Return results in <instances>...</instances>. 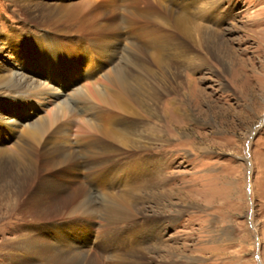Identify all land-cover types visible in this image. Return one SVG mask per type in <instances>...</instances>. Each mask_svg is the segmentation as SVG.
<instances>
[{
  "label": "rangeland",
  "instance_id": "1",
  "mask_svg": "<svg viewBox=\"0 0 264 264\" xmlns=\"http://www.w3.org/2000/svg\"><path fill=\"white\" fill-rule=\"evenodd\" d=\"M26 1L0 0V33L20 27L25 7L34 10ZM108 1L122 8L132 2ZM171 5V25L141 18L132 33L123 29L130 42L123 41L116 56H98L101 39H110L90 42V76L77 71L84 69V48H73V67L64 58L54 65L61 77L49 80L64 87L60 102L81 105L72 100L53 129L75 127L91 181L68 177L62 151L32 157L39 169L7 163L10 174L0 180V264L31 258L34 264H264V0ZM155 30L169 32L158 60L147 50ZM194 34L200 43L206 35V47L193 42ZM77 56L81 61L74 62ZM44 65L33 64L30 74L47 78ZM173 82L180 84L175 94ZM116 92H124L126 107L104 122L111 108L105 94ZM54 99L45 94L32 113V106L9 101L6 115L46 118L57 110L58 102L48 104ZM146 104L157 118L147 117ZM96 112L100 116L90 120ZM89 184L82 203L68 207L67 196ZM48 185L51 192L43 196ZM36 234L39 241L31 243L49 247L46 257L29 256L21 246Z\"/></svg>",
  "mask_w": 264,
  "mask_h": 264
},
{
  "label": "bare ground",
  "instance_id": "2",
  "mask_svg": "<svg viewBox=\"0 0 264 264\" xmlns=\"http://www.w3.org/2000/svg\"><path fill=\"white\" fill-rule=\"evenodd\" d=\"M33 1L34 0H27L25 2V4L29 6L33 5L34 10H28V7L24 8L22 12V21L21 24H19L20 27L10 28L8 34L0 33V180L5 178L8 173L10 174L9 171L11 170L7 171V169H9L7 168V163H9V165L12 164L11 166H15V168L18 166L21 167V169H27L28 167L31 168V170L34 168L37 169L38 167H34L32 164V157L40 153L43 154L44 152L54 154L58 151H62L66 156L64 164L65 167L68 168L67 174L69 178L83 177L88 180L91 174V172H89L91 163L88 161V158H83V153L79 151V148L82 150L80 143L83 138H78L77 131L73 126L64 129L66 125L63 124V128L57 127L55 130L53 129V125L58 122V119L61 120V118L67 115V111L72 107V100L76 105H81L78 99L69 100L68 103L67 100L60 102L62 96H60L59 90L61 89L59 88L63 89L64 87H61L62 84L55 83V81H53L55 84L53 86L52 81L49 80L50 75L53 74L55 80L61 77V74H59L60 72L55 71L54 65L63 58L69 61V58L74 57L77 50L73 48H78V51L84 48L83 50H89L88 52L85 50L84 69L82 65L78 67L74 64V66H77V71L80 70L78 73L84 71L82 75L90 76L92 74L91 68L94 66V57L90 55V42H96L99 38H104L106 40L110 39L111 43L104 42L102 39L100 43L97 41L99 43L98 45H100L98 56L110 58L112 53L116 56V50L122 48L123 41L125 45L130 42L129 33H132L130 31L136 26L138 19H146L148 22L152 23L158 21L162 25L168 26V24L171 23V17L168 15L167 10L172 3L174 4L175 0H155L156 2L150 0H131L132 2L126 3L123 8L118 6V3L117 5L116 3L114 4L116 5L115 8L114 5L108 4V0L106 2L103 0H79L77 5L76 3H66L65 0H37L39 4H35ZM172 7L171 5V8ZM116 15L117 22H112ZM170 25L169 28L171 27ZM123 29L129 31L128 36L123 34ZM166 35L169 36V32ZM165 36H161L159 30L149 32L150 44L147 50L156 60L159 59L163 46L162 40ZM192 36L193 42L195 41L196 44L199 43L198 46L206 47L205 43L208 39L206 35L203 40H201V43L198 39V37H200L199 34H194ZM5 58H7L8 61L5 60ZM78 60L81 61L79 56L74 58V62H78ZM33 64H41V67L45 64L44 75L47 78H40L37 76L38 74H30L31 70L29 68ZM72 64L73 63L70 62L69 66L73 67ZM167 70L166 68L164 71ZM124 78L122 77L120 80ZM124 83L126 82H123V84ZM173 83L174 84L169 87L173 88V94H175L180 90V84H177V82ZM166 84L169 85L168 82H166ZM125 91H127L126 88ZM123 93L116 92L115 97L111 94H105L108 98H111L109 102L111 108L109 109L108 119L103 120L104 122H109L115 115H119L122 112V107H126V101L122 95ZM45 94H50L55 98V101L50 100L48 104L58 102L56 104L58 105L57 110L55 108V113L52 112L53 114L49 117L37 118V116H35L39 114L37 112L33 113L35 117L25 115L21 119H17L10 114L9 117L6 115V109H11L9 101L16 105L22 103L23 105L21 106H26V109L32 106L29 110V113H32ZM128 105H130L132 110L135 109V106L130 103H128ZM143 108L147 117L150 119L157 118L158 112L154 106L146 104L143 105ZM96 113H94L90 120L97 119L100 116ZM47 128L48 131L51 132L44 133ZM101 128L102 125H93V130H101ZM106 131H108L109 134H113L111 130L106 129ZM157 133L160 132L157 131ZM56 134L61 136L60 140L55 137ZM152 135L155 136L156 133L153 132ZM53 136L59 141L46 143V140ZM119 140L123 141L124 135H120ZM110 149L113 150L114 147L111 146ZM139 150L142 152L146 150L150 151L151 147H139ZM59 153H57L58 156ZM57 159L59 160L60 158ZM106 160L108 162L109 158L106 157ZM60 162H62L61 159ZM76 171L80 172V174L75 175ZM109 173L110 172H107L105 174V178ZM89 180L88 182L91 181ZM89 185L85 187L82 186L77 192L67 196V206L69 207L71 204L81 202H78V200L90 194L89 188H91V184ZM41 191L43 196H48L51 192V187L48 185ZM21 194L22 193H19L18 197H20ZM33 237L37 238V241L40 239L37 234L30 236L29 239H24V243H21L23 250H25L29 256L31 254H40L42 257H46L49 247L33 242L32 244L31 241H33ZM20 264L25 263L23 262ZM27 264H34L32 258ZM58 264L60 263L58 262Z\"/></svg>",
  "mask_w": 264,
  "mask_h": 264
}]
</instances>
